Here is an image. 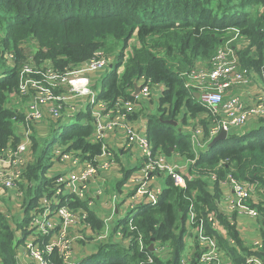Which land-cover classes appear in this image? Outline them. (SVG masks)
Wrapping results in <instances>:
<instances>
[{
	"label": "trees",
	"instance_id": "16d2710c",
	"mask_svg": "<svg viewBox=\"0 0 264 264\" xmlns=\"http://www.w3.org/2000/svg\"><path fill=\"white\" fill-rule=\"evenodd\" d=\"M262 10L264 0H0V67L10 59L9 55L13 59L11 68L0 74V149L15 146L20 140L15 135L13 118L21 119L22 115L19 116L7 101L8 94L17 90L19 69L23 65H31L34 70H39L40 66L57 69L69 64L80 66L98 57V51L103 49L104 53L114 51L116 60L109 77L103 81L100 98L131 100L134 83L140 76L162 82L166 89L157 99L156 111L145 115L148 134L154 147L165 155L176 151L183 159H195L185 187L176 186L167 178L159 203L139 207L134 214L128 213L129 219L132 218L131 225L137 227L131 234H126L133 240L129 248L108 240L90 254L83 253L74 264H139L147 255H159L147 247L151 240L157 246L169 247L165 258L153 256L155 264H181L190 206L196 215L195 224L201 218L205 220L208 212L216 211L220 181L227 175L249 183L253 191L254 187H264V117L250 123L244 133L231 132L226 139L207 146L196 158L191 134L179 131L168 121L181 119L182 126H186L187 118L191 117L198 119V124L206 131L209 117L205 116L206 110L194 94L184 87L182 74L198 60L209 61L234 30L239 31V41L244 42L236 49L240 69L255 70L264 80ZM232 28L233 33H228ZM133 37L139 45L132 46V55L124 63L122 73L117 74L121 51ZM232 45L236 48L235 43ZM31 75L43 76L37 71ZM243 92L247 93L248 87ZM44 116H49L50 131L54 133L57 119L48 111L36 130L40 132ZM91 133L92 125L88 120H76L63 128L58 141L69 143L72 149L81 148V154L89 151L96 155L101 146L87 140ZM37 140L39 147L38 144L33 146L36 159L29 162V154L21 172L26 174L28 181L40 182L41 188L36 185L29 187L28 192L26 190V198L20 204L24 206L25 217L20 220L10 223L0 212V264H17L15 251L23 239L16 231L19 230V234L23 231V236L29 234L25 227L31 209L40 205L38 198L46 190L42 184L52 182L44 177L53 164L51 148L42 145L43 138L34 135L33 142ZM129 172L125 171V176ZM214 173L216 178L212 179ZM247 202L255 208L264 225V202L256 201L254 196ZM70 204L82 206L95 224H101L85 203L77 200ZM128 217L122 222L128 221ZM219 217L236 244L226 252L234 263L241 264L247 255L264 261V246L250 249L239 237L235 225L225 221L221 214ZM204 222L206 232L211 233L207 221ZM261 232L264 245V230ZM138 240L145 245L141 251ZM218 240L220 249L227 251L229 245L221 238ZM58 264H63L61 259Z\"/></svg>",
	"mask_w": 264,
	"mask_h": 264
},
{
	"label": "built area",
	"instance_id": "2783aa9c",
	"mask_svg": "<svg viewBox=\"0 0 264 264\" xmlns=\"http://www.w3.org/2000/svg\"><path fill=\"white\" fill-rule=\"evenodd\" d=\"M233 30V28L230 29L228 33H233ZM261 31L264 34V28ZM239 39V31L234 30L233 35L216 49L209 61L198 60L189 71L182 74L184 87L194 94V97L197 94V101L206 110L205 116L209 117L208 125H210L209 137L218 135L222 130L228 135L231 130L240 129L247 122L264 117L263 93L254 92L253 97L248 93L243 98L237 91H234L235 88H247L254 80V76L249 75L255 73L249 69H240L238 65V56L232 44L235 43L236 47L243 45L244 42L237 44ZM135 43L139 45L138 40L133 37L122 49L118 74L121 72L119 68H122L123 63L132 55L131 47ZM9 58L12 57L9 55ZM111 62L109 58L95 57L89 63H84L71 70L68 66L63 69L40 66L39 70H34L31 65L27 64L22 66L17 90L12 91L10 95L14 93L21 95L26 89L31 88L34 93L39 92L41 96L26 104L22 119H18L17 116L13 118L14 125L18 126L15 135L20 140L15 146L0 149V188L12 187L13 178L22 174V168L28 158L26 149L33 141V128L31 127L42 118L46 111L57 119V124L54 125L56 128L64 120L75 118L82 110L88 109L90 111L88 122L91 123L92 133L96 137L104 131L115 130L103 145V148H110L112 153L108 162L117 173H120L119 182L117 186L115 185V189L119 188V190L112 196L120 211L119 221L113 226L117 229L113 241L120 242L115 236L123 235L126 237L127 246L125 247L129 248L133 240L132 236H126V234H131L136 227L131 225L132 218L129 219L128 213L134 214L139 207L159 203L163 189L158 182L161 176L170 178L176 186L185 187L186 176L190 177L188 167L194 164L195 159L186 160L182 165L170 163L161 150L154 147L148 134L147 119L142 104L150 101L152 97L159 98L166 89L162 82L146 76L138 77L135 83L139 86V91L135 96L131 95V100L123 97L107 100L100 98L94 92L91 77L85 76L84 72H91L95 68L100 71H110ZM34 71L43 76H40L41 78L32 76ZM228 89L231 92H228ZM186 126L190 128L188 132L191 134L196 158L197 148L205 145L202 142L205 138L203 129L198 124V119H191V117L187 118ZM52 149H54L53 156L51 155L50 160L53 162L54 169L50 168L46 176L50 181L57 174H60V177L56 178L50 187L42 184L46 190L42 199L40 197V205L31 209L29 222L25 227L31 241L25 250L32 255L37 264H47L46 258L55 249H58L59 255L63 258V264L67 263L66 256H69L70 248L64 251L65 244L56 242V234L59 239H62L67 236L73 224L87 218L85 212L80 215L70 210V207L74 205L70 203L79 200L85 203L86 207L93 206L96 204L95 200H98L107 189L103 184L107 177L105 175L100 177L96 190L88 187V179L96 174V170L106 167L103 160L92 158L90 154L74 153L69 143L59 142ZM101 151L96 154L98 158L105 154V150ZM116 154L120 157L119 167H116ZM89 157H91L89 161H85ZM58 161L71 162L75 169L66 170L62 166L55 174L54 170ZM125 171H130L127 176H125ZM211 178H216L215 173L211 174ZM234 184L238 185L234 186L235 197L228 202V208L255 214L245 205L246 201L253 197V188L243 181L235 180ZM86 198L87 200H84ZM22 213H24L23 210ZM188 215L190 223L197 230V244L193 250L195 255L192 254V257L180 260L181 264H190L192 260V264H230L224 261L216 236L221 235L225 238L229 246L234 245V240L228 236L226 228L216 213L211 211L206 214L211 233L206 232L202 219L195 224L197 220L192 206L189 208ZM126 217L129 220L123 223ZM228 219L233 223L229 215ZM16 240L18 241L19 238L16 237ZM138 243L139 251L143 250L145 247L143 242L138 240ZM20 245L26 246V244ZM154 250L159 255H147L139 264H155L153 256L160 259L165 258L169 247L164 248L158 245L152 249V252ZM74 263L72 260L67 264ZM244 264L263 263L259 257L247 255L244 258Z\"/></svg>",
	"mask_w": 264,
	"mask_h": 264
},
{
	"label": "rangeland",
	"instance_id": "374dc122",
	"mask_svg": "<svg viewBox=\"0 0 264 264\" xmlns=\"http://www.w3.org/2000/svg\"><path fill=\"white\" fill-rule=\"evenodd\" d=\"M261 13H264V10H262ZM241 43H243L242 39L237 44H241ZM134 46H138V44L135 43L133 45V47ZM238 46L235 48V50L238 48ZM131 51H132V47H131ZM97 54L98 55H104L105 53H104L103 49H100ZM100 57L107 58L106 56H99V58ZM111 59H112V57H111ZM111 59H110V61H113ZM12 60H13L12 58L6 60V64H3L0 67V74L4 73V71H6L8 68H11V61ZM90 60L86 61L85 63H89ZM124 63L122 65V68H119V70H121L120 73H122V71H123ZM3 66H5V67H3ZM68 68L70 70L75 69V68H78V65L77 64H69ZM106 73H107L106 71H104V70L100 71V69H96V68L93 69L91 72L90 71L84 72L85 76L91 75L90 77H91L92 84H93V90L96 94H98L99 91L101 90L102 79L106 75ZM255 73L249 75V76H254L253 82L248 86V93L252 97L254 96V92L264 94V80L260 77L262 75L259 74L257 71H255ZM254 85H256V86L254 87ZM239 89L244 90L245 87L239 88ZM239 94L243 98L246 96V94H244V93H239ZM40 96L41 95L39 92L34 93L31 88L26 89L24 92L21 93V101H18L17 104L14 106V108L16 109L15 112L19 116L21 114L22 118H23L22 109L24 108L26 103H29L33 100H36ZM142 105H143V111H144L145 115L147 113H150L149 111L155 112L156 108L158 106L157 98L152 97L150 101L144 102ZM89 116H90V111L88 109L82 110V112L78 113L75 118H69V119H66L63 122H61L59 124V126L56 127L57 130L54 133L50 131V128L52 126H51V120H50L49 116H44L43 126H42L40 132H38L36 130V128H37L36 126H37L38 122L42 120V118L39 119L38 122H36L33 127H31V128H33V136L36 135L40 138H43L42 145H46L49 148H51L50 154L53 156V150L54 149H52V148L58 145V143H59L58 135L63 132V128L65 126L69 125L70 123L76 122V120H79V122H85L86 120L89 119ZM260 118H262V117H258L257 121H259ZM254 121H256V120L247 122L243 126L244 130L249 128L251 125L250 123H252ZM16 128H18V126H16ZM186 128H187V126H186ZM242 128L238 129V131H240V132L244 131V130H242ZM113 131H115V130L104 131L97 137H96V135L91 133L90 136L87 138V140H89V141L98 143L101 146V150L102 149L105 150V154L101 158H98V155H91V153L89 151L84 153V154H87V155L90 154L92 156V158H96L97 160L98 159L103 160L104 163H106L105 168L104 167L100 168V169L98 168L96 170L97 171L96 174L91 176L88 179L89 180L88 181V187L90 189L96 190L98 188L100 177L105 175L107 177L105 178V181L103 184L107 189L104 191V194L100 195L98 200H95L96 201L95 205H93V206L90 205L87 207L89 210H91V212H93L95 214V216L99 219V221H101L100 225L95 224L96 221H94L93 219L90 218V215L87 213V210L85 208H83L82 206L75 204V205L70 207V210H72V211H74L80 215L82 212L83 213L85 212L87 218H83L78 223L73 224L69 228L67 236H64L62 239H59L58 234H56V242L59 244H62V243L65 244V246L63 247L64 251H68V249L70 248V254H69V256H66L67 257V263L71 262L72 260L75 261L76 257L78 258V257L82 256L83 253L87 254V252H88V254H90L91 252L95 251L104 242H108V240H113L114 235L117 232V229L113 226L116 222L119 221L120 211L118 210V206L115 203V198L112 197L113 194L109 190V188H110V182H113L114 180L120 179L118 177V175L120 173H117L116 169H113L110 162H108V159L112 155L110 148H103V145L105 144V142H107L109 136L112 135ZM184 131H187V130H184ZM231 132H235V131L231 130L229 133H231ZM32 140H33V137H32ZM34 144H38V147H39L40 141L39 140H37L36 142L32 141L29 144L28 148L26 149V151L28 152V155L30 154V157L28 160L29 162L34 161L36 159V154L33 150ZM72 152L81 153V148L72 149ZM116 156H117L116 167H119L120 157L117 154L115 155V157ZM85 161H89L88 158H86ZM176 162L179 165H182L184 163L183 157H178V160ZM62 166L66 170H71V168L75 169V167L72 165L71 162L58 161L56 166H55L54 173L57 174L60 171V167H62ZM51 168L54 169V166L52 165ZM44 177H47L46 173L44 174ZM59 177H60V174H57L53 177L52 182H50L47 185H45L43 183V185L45 187H47V186L50 187L56 181V178H59ZM13 179H14L13 180L14 184L12 187L0 188V212L7 218V220L10 223H14L15 222L14 220H16V221L18 219L20 220L24 216V213H22L24 206L20 205V204L22 203V200H24V198H26V194H25L26 190L28 192L29 187H32L34 184L37 185L38 189L41 188V186H39L37 183H35L31 180L28 181V178L26 177V174H24V173H22L19 177L13 178ZM226 180H230V179L226 178L223 181H226ZM235 185H238V184H234L233 186H235ZM27 195H28V193H27ZM42 197L43 196H41V199H42ZM39 200H40V197L38 198V201ZM84 200H87V198ZM221 212L223 214H228L231 218L234 217L235 225L237 224V221L235 220L236 217H239L240 219L242 217H244L245 223L248 226H250V222L252 220L255 221L254 214H251L249 211L248 212L247 211H236V210H231L228 207H226L225 209L222 208ZM186 226L188 227L189 233L186 234L184 237L185 245H184V249L181 253V260L192 257V252H193V250L197 244V230H195L196 227L190 223L189 215H188L187 220H186ZM22 234H25V233L22 231ZM22 234L21 233L19 234V230L16 231V235H18L20 238L23 239L21 244H26V246L25 245H22V246L24 247V249L27 250V244L30 243L31 241L28 238V234L26 236H23ZM115 238L120 241V245H122L124 247L127 246L126 245V237H124L123 235L119 236L117 234L115 236ZM243 240H246L249 242L248 237H244ZM51 242L53 243V240ZM258 243H259V240L257 239L253 242V245H258ZM262 243H263V241L255 249H257ZM225 244L228 246L229 242L225 241ZM26 250L24 251L23 255H20L19 252L17 253L16 257H17L18 261H21L22 264H37L35 262V259L32 257V255ZM51 253L52 254L46 258L47 264H50V262L52 264H58L59 259H61V261L63 263V258L59 255L58 249L53 250ZM168 253H169V251L166 252V256ZM51 256H53V257L50 258ZM223 259L225 262H229L230 264H236L229 257L224 256ZM260 260L264 264V261L262 259H260ZM192 263H193V260L191 261L190 264H192ZM241 263L244 264V262H241Z\"/></svg>",
	"mask_w": 264,
	"mask_h": 264
},
{
	"label": "crops",
	"instance_id": "0c3cea01",
	"mask_svg": "<svg viewBox=\"0 0 264 264\" xmlns=\"http://www.w3.org/2000/svg\"><path fill=\"white\" fill-rule=\"evenodd\" d=\"M264 28V27H263ZM262 28V29H263ZM261 29V30H262ZM99 52V51H98ZM115 52L114 51H111L110 53H105L104 55H99V56H106L107 58H110L111 59V57H112V59L111 60H113L112 62H114L115 60H116V58H115ZM47 63L48 64H50L48 61H47ZM20 70H21V68L19 69V74H20ZM254 72H255V70H253ZM255 84V83H254ZM256 85H254V87H255ZM257 88V87H256ZM101 91V90H100ZM99 91V92H100ZM234 91H237V92H239V93H244V94H248V92L247 93H245V92H243V90H240L239 88H235L234 89ZM228 92H231V90L230 89H228ZM11 93V92H10ZM10 93L8 94V101H7V104L9 105V106H11L12 108H14V106L17 104V102L18 101H21V95H19V94H17V93H14V94H11L10 95ZM27 104V103H26ZM26 106V105H25ZM25 106H24V108L22 109V112L24 111V109H25ZM15 109V108H14ZM170 123L172 122V121H170V120H168ZM167 121V122H168ZM173 126H174V128H176V127H178L177 129L180 131V130H187V132H188V130H190V128H186V126H182V124H181V119H179L178 121H176L175 122V124H172ZM15 127L17 126V125H14ZM202 127V126H201ZM209 127H210V125H207V129H206V131H204V129H203V136H205V138H203V143H205V145L202 147V148H198L197 149V152L199 153V151H204L205 149H206V147L207 146H209V144L211 143V141L214 139V137H209L208 136V130H209ZM14 130H16V129H14ZM242 130H244V127L242 128ZM241 130V131H242ZM247 130V129H246ZM234 131L236 132V133H244V131H242V132H240V131H238V129H234ZM217 136V135H216ZM42 147V146H41ZM210 147V146H209ZM164 154V153H163ZM165 155V154H164ZM166 157H167V159L169 160V162L170 163H172V164H178L176 161L178 160V157H179V155H178V153L176 152V151H173L172 153H171V155H169V156H167V155H165ZM27 160H28V158H27ZM186 160H189V158H184V161H186ZM192 169H191V166L189 165V167H188V173L191 171ZM187 177V176H186ZM227 179H230V180H226V181H220V186H219V190H220V195H219V199L217 200V209H216V211H214L215 213H216V216L218 217V219L220 220V222L223 224V226L226 228V230H227V227L225 226V224H224V222L220 219V214L223 216V218L225 219V221H227V222H229V223H231L230 222V220L228 219V214L226 215V214H223L221 211H222V208L223 209H225L226 207H228V202L231 200V199H234V197H235V194H234V192H235V190H234V186H233V181H235V179L231 176V175H227ZM166 181H167V178L165 177V176H161L160 178H159V184H160V186L162 187V188H164L165 187V185H166ZM119 182V180H114L113 182H110V188H109V190L112 192V194H115L118 190H119V188L118 189H115V185L117 184ZM224 182V183H223ZM39 183L40 182H38L37 184L39 185ZM36 186V184H34L32 187H35ZM253 196H254V198L256 199V201L257 200H259V201H263L264 202V187H254V191H253ZM247 207H248V209H250V210H252V211H254L255 212V214H254V218H255V221H251L250 222V226H248L246 223H245V219H244V217H242L241 219L239 218V217H236V221H237V224L235 225V221H234V217L232 218L233 219V223H231V224H233V225H235V229H236V231H237V233H238V235L240 236V238L243 240L244 239V237H248V239H249V242L248 241H246V240H243V242L246 244V245H248L249 247H250V249H255L262 241H263V238H262V230H264L263 228H264V225L261 223V218L258 216V214H257V211L255 210V208H253V207H251L249 204H248V202L245 204ZM236 214V213H235ZM203 221H207L206 220V215H205V220H204V218H201ZM259 220H260V222H259ZM207 224H208V222H207ZM204 226H205V222H204ZM208 226H209V224H208ZM137 228V227H136ZM251 232V233H250ZM189 233V231H188V227L186 226V232H185V234H184V237H185V235L186 234H188ZM227 233H228V231H227ZM250 233V234H249ZM192 235V234H191ZM228 236H230L229 234H228ZM184 237H183V240H184ZM217 237V240H218V238H221V239H223L224 241H225V238H223V237H221V235H217L216 236ZM243 237V238H242ZM259 240V243H258V245H253V242L255 241V240ZM152 242L151 243H149V244H147V247H149L150 246V244H152V249L155 247V246H157V244H156V242H154V240H151ZM218 243H219V240H218ZM263 244V243H262ZM260 245L257 249H259V248H262L264 245ZM235 242H234V245H230L228 248V250L227 251H225L224 249H222L221 248V251H222V254H223V256H226V257H229V256H227V254H226V252H228V251H230V249L232 250V248L233 247H235ZM233 246V247H232ZM151 249V250H152ZM24 251H25V249H24V247L22 246V245H19L17 248H16V251H15V259H16V262H17V264H22L21 263V261H18V259H17V257H16V255H17V253L19 252V254L20 255H23L24 254ZM192 254H194V252H192ZM195 255V254H194ZM230 258V257H229ZM76 259H77V261L80 259V257H76ZM76 261V260H75ZM74 261V262H75ZM76 261V262H77Z\"/></svg>",
	"mask_w": 264,
	"mask_h": 264
},
{
	"label": "water",
	"instance_id": "95a60500",
	"mask_svg": "<svg viewBox=\"0 0 264 264\" xmlns=\"http://www.w3.org/2000/svg\"><path fill=\"white\" fill-rule=\"evenodd\" d=\"M139 91V86L134 83V86H133V92L131 93L132 96H135ZM197 94L195 95V98L197 99ZM172 124H175V122H171ZM227 138V133L225 131H220L219 134L217 136L214 137V139L211 141V143L209 144V146H212L216 141H219V140H223V139H226ZM150 250L152 249V244H150L149 246Z\"/></svg>",
	"mask_w": 264,
	"mask_h": 264
},
{
	"label": "clouds",
	"instance_id": "9594fccd",
	"mask_svg": "<svg viewBox=\"0 0 264 264\" xmlns=\"http://www.w3.org/2000/svg\"><path fill=\"white\" fill-rule=\"evenodd\" d=\"M99 57V56H98ZM92 59V58H91ZM112 64H113V62H111ZM53 67V66H52ZM53 68H55V67H53ZM55 69H57V68H55ZM112 66H111V69H110V71H106L107 73H106V75L103 77V79H102V84H101V91L98 93V96L100 97V94L102 93V90H103V81H104V79H107L109 76H108V74L112 71ZM117 70H118V68H117ZM117 70H116V72H117ZM118 74V73H117ZM91 76V75H90ZM132 91H133V89H132Z\"/></svg>",
	"mask_w": 264,
	"mask_h": 264
}]
</instances>
